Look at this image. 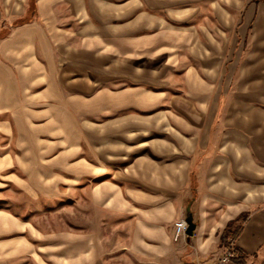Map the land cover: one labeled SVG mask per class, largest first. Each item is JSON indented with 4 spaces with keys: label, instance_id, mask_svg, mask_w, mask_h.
<instances>
[{
    "label": "crops",
    "instance_id": "crops-1",
    "mask_svg": "<svg viewBox=\"0 0 264 264\" xmlns=\"http://www.w3.org/2000/svg\"><path fill=\"white\" fill-rule=\"evenodd\" d=\"M57 172L101 178V229L2 210L0 264H216L241 215L264 264V0H0V175Z\"/></svg>",
    "mask_w": 264,
    "mask_h": 264
},
{
    "label": "rangeland",
    "instance_id": "rangeland-1",
    "mask_svg": "<svg viewBox=\"0 0 264 264\" xmlns=\"http://www.w3.org/2000/svg\"><path fill=\"white\" fill-rule=\"evenodd\" d=\"M91 164L97 165L92 161ZM17 172V169L13 168L6 174H17ZM2 175H0V212L8 210L17 217L33 220L42 229L70 228L75 231L101 229L99 226L101 207L94 204L92 199L93 190L101 183V178L96 175L90 174L72 187V181L66 180L67 176L64 173L57 172L56 189L34 199L24 196L22 191L12 184L5 183ZM20 176L27 178L24 174Z\"/></svg>",
    "mask_w": 264,
    "mask_h": 264
},
{
    "label": "trees",
    "instance_id": "trees-1",
    "mask_svg": "<svg viewBox=\"0 0 264 264\" xmlns=\"http://www.w3.org/2000/svg\"><path fill=\"white\" fill-rule=\"evenodd\" d=\"M246 219V215H241L226 226L221 235V242L224 246H227L231 241L235 242L237 240L243 230ZM234 253L236 264H247L246 254L241 249L234 246Z\"/></svg>",
    "mask_w": 264,
    "mask_h": 264
},
{
    "label": "built area",
    "instance_id": "built-area-1",
    "mask_svg": "<svg viewBox=\"0 0 264 264\" xmlns=\"http://www.w3.org/2000/svg\"><path fill=\"white\" fill-rule=\"evenodd\" d=\"M175 241H178L181 235L186 234L188 224L185 220H180L175 225ZM235 242L231 241L223 250L216 264H236L234 253Z\"/></svg>",
    "mask_w": 264,
    "mask_h": 264
},
{
    "label": "water",
    "instance_id": "water-1",
    "mask_svg": "<svg viewBox=\"0 0 264 264\" xmlns=\"http://www.w3.org/2000/svg\"><path fill=\"white\" fill-rule=\"evenodd\" d=\"M186 223L188 224L186 234L192 236L194 234V230L196 229V225L193 222V217L191 215L187 216Z\"/></svg>",
    "mask_w": 264,
    "mask_h": 264
}]
</instances>
